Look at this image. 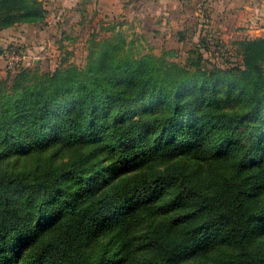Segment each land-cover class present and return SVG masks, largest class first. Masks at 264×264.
Segmentation results:
<instances>
[{
  "label": "trees",
  "instance_id": "trees-1",
  "mask_svg": "<svg viewBox=\"0 0 264 264\" xmlns=\"http://www.w3.org/2000/svg\"><path fill=\"white\" fill-rule=\"evenodd\" d=\"M45 14L0 0V31ZM238 53L110 40L1 80L0 264H264V36Z\"/></svg>",
  "mask_w": 264,
  "mask_h": 264
},
{
  "label": "rangeland",
  "instance_id": "rangeland-1",
  "mask_svg": "<svg viewBox=\"0 0 264 264\" xmlns=\"http://www.w3.org/2000/svg\"><path fill=\"white\" fill-rule=\"evenodd\" d=\"M41 2L46 9L44 19L0 31V81H12L22 68L48 72L70 64L84 66L91 50H99L110 40L134 54L179 64L201 52L209 67H226L242 60L238 53L241 41L264 36V32L236 34L234 29H223L219 18L206 17L200 2L197 7L173 9L159 0H129V7L121 11L98 0ZM13 51L22 60L9 67L8 55ZM207 174L202 172V176ZM130 264L142 263L134 258Z\"/></svg>",
  "mask_w": 264,
  "mask_h": 264
},
{
  "label": "crops",
  "instance_id": "crops-1",
  "mask_svg": "<svg viewBox=\"0 0 264 264\" xmlns=\"http://www.w3.org/2000/svg\"><path fill=\"white\" fill-rule=\"evenodd\" d=\"M113 10H125L129 0H98ZM153 1V0H152ZM149 2V0H147ZM171 8L185 9L202 3L207 18H219V26L237 33L264 32V0H159ZM200 6V5H199ZM201 8V6L199 7ZM201 10V9H200ZM225 33H227L225 31Z\"/></svg>",
  "mask_w": 264,
  "mask_h": 264
},
{
  "label": "built area",
  "instance_id": "built-area-1",
  "mask_svg": "<svg viewBox=\"0 0 264 264\" xmlns=\"http://www.w3.org/2000/svg\"><path fill=\"white\" fill-rule=\"evenodd\" d=\"M8 66L9 67H14L16 66L18 63L21 62L22 60V56L16 52H11L9 55H8Z\"/></svg>",
  "mask_w": 264,
  "mask_h": 264
}]
</instances>
